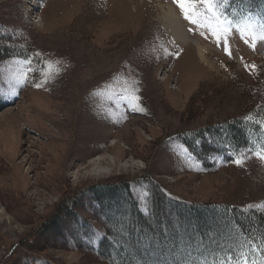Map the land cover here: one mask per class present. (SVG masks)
I'll list each match as a JSON object with an SVG mask.
<instances>
[{
    "label": "rangeland",
    "instance_id": "374dc122",
    "mask_svg": "<svg viewBox=\"0 0 264 264\" xmlns=\"http://www.w3.org/2000/svg\"><path fill=\"white\" fill-rule=\"evenodd\" d=\"M170 3L193 42L164 24ZM201 5L186 20L174 0H0V50L12 49L0 54V264H111L81 239L63 241L80 218L88 237L105 232L96 197L79 195L103 181L147 176L185 201L264 210L263 143L229 161L211 154L207 167L179 140L238 116L264 73V18L232 21L210 4L220 23L206 28L191 23ZM68 199L79 216L62 214V235H43Z\"/></svg>",
    "mask_w": 264,
    "mask_h": 264
},
{
    "label": "trees",
    "instance_id": "16d2710c",
    "mask_svg": "<svg viewBox=\"0 0 264 264\" xmlns=\"http://www.w3.org/2000/svg\"><path fill=\"white\" fill-rule=\"evenodd\" d=\"M211 4L233 20H248L252 14L264 18V0H212ZM1 46L7 48L0 50L1 55L11 54L9 45ZM6 104L0 94V109ZM179 140L207 167L214 165V154L229 161L245 147L264 144V73L250 104L238 116L184 131ZM134 184L145 193V210ZM84 192L78 194L96 197V215L105 232L98 238L88 237L92 234L91 224L80 218L79 234L70 231L63 241L78 245L81 239L83 247L96 251L111 264H264V210L227 202L185 201L147 176L99 182ZM69 199L61 201L42 222L38 230L43 235H62L66 229L62 214L73 219L79 216ZM200 214H207L209 219L194 225L185 219ZM177 224L180 229L173 227ZM187 230L192 234L194 230L196 237L183 234Z\"/></svg>",
    "mask_w": 264,
    "mask_h": 264
},
{
    "label": "bare ground",
    "instance_id": "6f19581e",
    "mask_svg": "<svg viewBox=\"0 0 264 264\" xmlns=\"http://www.w3.org/2000/svg\"><path fill=\"white\" fill-rule=\"evenodd\" d=\"M172 6H173V4L170 3V4H168V7L166 9L163 8L162 18H163L164 24L171 29V31L174 34V36L176 37V39L179 40L180 42H183L184 44H186L188 41L193 42V40L191 39L192 37L190 36V33H189V32H193L192 30L190 31L191 27L189 26L190 29L187 27V24L184 22V20L182 21V19H184V17L181 16L182 19H180L181 17H179L177 15V13H176L177 11H175L173 9L174 6L173 7ZM209 11H211L209 6L202 4L198 9V13L194 14V16L196 17L195 21L198 22L199 25H200L199 21L204 22L206 28H212L213 26L216 27L220 23V19L216 14L211 12L213 14L212 15ZM214 17H217V19L213 20V21L210 20V18L214 19ZM186 20H188V19H186ZM35 21H38V19ZM192 21H191V23L193 24ZM182 22L185 23V26H183ZM197 26H198V24H197ZM196 43H197L196 46H197V49H198L200 56L205 57L206 56L205 45L203 43H201L200 41H197Z\"/></svg>",
    "mask_w": 264,
    "mask_h": 264
},
{
    "label": "snow or ice",
    "instance_id": "6c2138e0",
    "mask_svg": "<svg viewBox=\"0 0 264 264\" xmlns=\"http://www.w3.org/2000/svg\"><path fill=\"white\" fill-rule=\"evenodd\" d=\"M174 2L185 13V18L191 19V12L194 11V8H193L194 5L199 4V3L205 4V5H210L212 3V0H174ZM192 22L196 23L195 20H193ZM261 39L264 40V36H262ZM227 54L230 56L231 52L228 51ZM262 158H264V157H262ZM235 163L237 165H239V164H241V161L236 160Z\"/></svg>",
    "mask_w": 264,
    "mask_h": 264
},
{
    "label": "built area",
    "instance_id": "2783aa9c",
    "mask_svg": "<svg viewBox=\"0 0 264 264\" xmlns=\"http://www.w3.org/2000/svg\"><path fill=\"white\" fill-rule=\"evenodd\" d=\"M32 20H33V16H32ZM35 20H36V19H35ZM35 20H34V21H35Z\"/></svg>",
    "mask_w": 264,
    "mask_h": 264
}]
</instances>
